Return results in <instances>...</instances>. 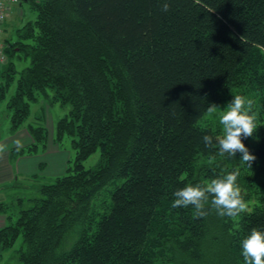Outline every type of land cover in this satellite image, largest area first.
I'll return each instance as SVG.
<instances>
[{"label":"trees","instance_id":"16d2710c","mask_svg":"<svg viewBox=\"0 0 264 264\" xmlns=\"http://www.w3.org/2000/svg\"><path fill=\"white\" fill-rule=\"evenodd\" d=\"M29 2L37 17L5 48L0 107L12 134L26 129L34 143L10 157L46 151L47 128L29 121L50 88L71 106L54 141L71 139L76 158L52 183L17 185L34 195L0 203V249L22 238L15 264H244L241 241L264 231V0H169L168 12L162 0ZM22 58L31 64L18 71ZM236 95L258 101L257 129L242 137L251 168L202 140L223 134L204 120L207 106ZM236 169L247 203L240 216L171 207L177 189Z\"/></svg>","mask_w":264,"mask_h":264},{"label":"clouds","instance_id":"9594fccd","mask_svg":"<svg viewBox=\"0 0 264 264\" xmlns=\"http://www.w3.org/2000/svg\"><path fill=\"white\" fill-rule=\"evenodd\" d=\"M170 10L169 0H162L161 11ZM234 98L227 106L220 110L216 104H210L206 113L213 116L220 111L219 124L222 126V136L214 138L211 135L202 137L206 148H214L218 145L219 155L227 154L240 159L248 168L252 167L256 157L242 142L243 138L253 136L257 129V116L253 111V101L241 95ZM5 146L0 145V153ZM239 170L228 172L222 177L212 178L204 184H187L177 189L174 193L172 208L192 206L193 217L202 218L209 215V205L220 217L236 218L247 210V203L244 200L241 189L237 183ZM241 255L244 264H264V231L252 228L249 235L241 241Z\"/></svg>","mask_w":264,"mask_h":264},{"label":"rangeland","instance_id":"374dc122","mask_svg":"<svg viewBox=\"0 0 264 264\" xmlns=\"http://www.w3.org/2000/svg\"><path fill=\"white\" fill-rule=\"evenodd\" d=\"M17 9L20 10L19 14L15 13L14 16L16 17L18 15V17H20V21L17 27H13L9 29V34L6 35L8 37H11L10 39H8V42H16L17 41V33H16V29H18L19 27H23V25L29 23V22H34L36 20L37 14L36 12L32 9V5L30 2L28 3H23L20 4L18 3L16 6ZM11 14V13H10ZM4 32V31H3ZM2 33L0 34V37H2ZM3 40V38H2ZM4 41V40H3ZM2 41V42H3ZM4 45H7L5 42H3ZM6 56V55H5ZM7 61V60H6ZM2 61L0 60V63ZM15 64L16 67L18 69V71H21L25 68H27L28 66H30L31 64V60L27 59V58H22L20 60L15 59ZM1 67V64H0ZM15 92V87L13 86L11 88V90L8 93V99L11 98V96L14 94ZM47 94H48V98L46 103L49 104V109H50V115H47L46 113V121H44L42 118V111H41V105L36 106V104H31V118L30 121L31 123L35 122L36 123V119L35 116L37 118L41 119V123L42 125H44L50 133H52V130H54V136H56V129H57V125L58 122L65 118L66 116H68L69 112L71 111V106L70 105H62L59 104L57 102H54V96H55V91L54 89H48L47 90ZM44 98V97H43ZM44 99H42L43 101ZM258 101H254L253 103V109L256 106ZM228 103L219 105L218 107L220 108V110H223ZM5 105L1 106L0 110H5L6 108L4 107ZM7 111V110H6ZM256 113V111H254ZM259 113V112H258ZM37 114V115H36ZM220 111L218 110V112L216 114H214L213 116H209L208 114L206 115V117L204 118V120L206 119L207 122L209 124H212L213 126L216 127H222L219 124V117H220ZM48 116H50L51 118V122H48ZM45 122V123H44ZM46 124V125H45ZM202 125H205L204 123H201ZM50 135V134H49ZM56 138V137H55ZM49 145V144H48ZM59 148H60V153L63 154H67V166L66 168L68 169L70 166L73 165L75 158H76V151L73 149L72 143H71V139H69L68 137H66L63 141V144L58 145L56 144ZM48 147V146H47ZM47 150V148H46ZM62 154V156L64 157V155ZM39 156L41 155H47L46 151H41L39 154ZM38 156V157H39ZM101 160V152L100 150L96 151L94 154H92L84 163V166L87 170L93 169L95 168L99 162ZM38 161V169L36 171V179L38 180L37 182H46V183H52L57 177L63 176L66 174L67 170L63 171H59L57 168V165L55 166L53 163L48 165L47 161L45 159H40L37 158ZM61 173V174H58ZM54 174V175H53ZM35 179V180H36ZM23 180H20L19 184L23 185ZM36 181L32 180L30 181V183H28L27 185L29 187H35L36 186ZM121 184V181H114L112 183H110L109 185H107L102 192V195L100 196V198H105V195L107 194L108 196L111 195V192L116 188L117 185ZM4 195V200L6 203H11L17 196H32L34 195V190L33 188L31 189H22V188H11L8 192H6ZM3 197V196H2ZM75 240L72 239L71 242L67 245L68 247L70 246V244L73 243V241ZM22 244V238H19V240L17 241L16 245L14 246V248L12 250H9L7 252H2L1 256H0V264H15V259L14 254L15 251L19 249V247Z\"/></svg>","mask_w":264,"mask_h":264},{"label":"crops","instance_id":"0c3cea01","mask_svg":"<svg viewBox=\"0 0 264 264\" xmlns=\"http://www.w3.org/2000/svg\"><path fill=\"white\" fill-rule=\"evenodd\" d=\"M16 6V5H15ZM20 10L16 7H12L11 14L9 15L7 21L2 26L3 33L1 37V42H5L7 47H10L13 42H8L7 40L11 37L6 35L9 34V29L13 27H17L20 21V17L18 15L15 17L14 14H19ZM24 26V25H23ZM19 27L18 29H20ZM16 29V30H18ZM3 38V40H2ZM2 42V43H3ZM43 98H40L35 104L36 106L41 105L42 118L46 121V113L50 115L49 104L46 103L45 100L42 101ZM6 106V105H5ZM4 106V107H5ZM1 108V107H0ZM6 108V107H5ZM37 115V114H36ZM35 118H37L35 116ZM48 122H51L50 116H48ZM45 123V122H44ZM46 125V124H45ZM10 116L9 112L4 110H0V145L5 146V150L0 153V203H4V195L11 188L17 189V185L20 183V180H23V185H27L32 181L34 177H36V171L38 169V161L37 158L45 159L47 164L57 165L59 171L67 170V154L60 153V148L56 145L54 141V130L52 133L49 132L48 143H47V155H34V156H24L20 157L16 160V162H12L10 153L12 150L16 148H25L29 147L34 143L33 138L30 136L26 129H21L17 133L12 134L10 130ZM49 144V145H48ZM64 155V157L62 156ZM39 156V157H38ZM61 174V173H58ZM54 175V174H53ZM3 196V197H2ZM7 222L6 217L0 215V229L5 228ZM2 250L0 249V256L2 254Z\"/></svg>","mask_w":264,"mask_h":264},{"label":"built area","instance_id":"2783aa9c","mask_svg":"<svg viewBox=\"0 0 264 264\" xmlns=\"http://www.w3.org/2000/svg\"><path fill=\"white\" fill-rule=\"evenodd\" d=\"M21 3L20 0H0V34L3 33L2 26L7 21L12 7ZM5 48L4 43L1 42L0 37V60L2 61L0 64L3 65L6 63L7 57L5 56Z\"/></svg>","mask_w":264,"mask_h":264},{"label":"water","instance_id":"95a60500","mask_svg":"<svg viewBox=\"0 0 264 264\" xmlns=\"http://www.w3.org/2000/svg\"><path fill=\"white\" fill-rule=\"evenodd\" d=\"M20 1H21V4L29 2V0H20Z\"/></svg>","mask_w":264,"mask_h":264}]
</instances>
